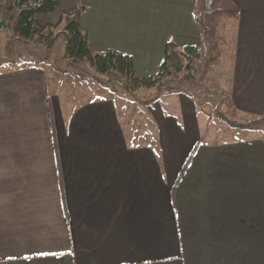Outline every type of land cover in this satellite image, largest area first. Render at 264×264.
Segmentation results:
<instances>
[{
    "label": "crops",
    "instance_id": "obj_1",
    "mask_svg": "<svg viewBox=\"0 0 264 264\" xmlns=\"http://www.w3.org/2000/svg\"><path fill=\"white\" fill-rule=\"evenodd\" d=\"M232 1L239 17L219 28L232 76L210 87L251 123L264 117V0ZM80 6L91 50L131 56L138 78L157 74L170 42L201 45L196 0H62L37 22ZM57 32L0 71V264H264V138L217 140L184 88L145 107L155 139L151 124L130 135L109 89L55 70L70 61Z\"/></svg>",
    "mask_w": 264,
    "mask_h": 264
},
{
    "label": "trees",
    "instance_id": "obj_2",
    "mask_svg": "<svg viewBox=\"0 0 264 264\" xmlns=\"http://www.w3.org/2000/svg\"><path fill=\"white\" fill-rule=\"evenodd\" d=\"M61 2L62 0H0V31L8 28L23 40L52 47L59 35L57 30L63 25L66 59L87 62L99 74L115 71L123 76L127 87L132 90L141 87H159L166 77L175 80L194 79L193 71L197 60L201 61L200 80H204L222 56L219 39L221 20L224 18L237 20L240 14L238 6L232 0H196L194 21L200 30L201 45L179 48L170 42L157 74L149 78H138L131 56L114 50L97 53L91 50L88 35L80 27L81 16L86 10L84 6H80L74 12L65 13L57 25L40 26L37 18L55 12ZM40 63L42 62H34L36 66ZM16 65L17 63L13 64V66ZM55 70L62 72L57 68ZM172 92L179 93L182 90ZM224 95L223 104L226 109L234 110L230 96ZM214 117L235 130L264 131V117H259L251 123L235 121L221 111H216Z\"/></svg>",
    "mask_w": 264,
    "mask_h": 264
},
{
    "label": "rangeland",
    "instance_id": "obj_3",
    "mask_svg": "<svg viewBox=\"0 0 264 264\" xmlns=\"http://www.w3.org/2000/svg\"><path fill=\"white\" fill-rule=\"evenodd\" d=\"M26 45L27 43H25V40L17 37L10 29L3 28L0 31V71H5L14 67L13 64H16V61L21 59L23 53H26V50L28 49L26 48ZM55 51V55L57 57L53 60V63L59 67H63L61 66L63 62L59 59V55L60 53H64V44H62V46L58 45ZM8 59H15V61L10 62L7 61ZM223 62L224 61L217 62V66L211 69L206 77L207 81L203 84L200 83L201 80L199 77L201 61L197 60L193 71V74L195 75L194 79L175 80L171 77H166L162 80V84L159 87H141L137 90L128 88L125 79L119 73L111 71L106 75H101L97 73L96 70L87 62H75L70 60L68 66L64 65V67H68L69 71L63 73L74 74L78 76L80 80L87 81L88 84L92 83L94 86H104V88L109 89L116 99L119 100L120 106L129 110L127 111L128 115H126V123L128 125L127 130L130 132V135H132V132L135 134L140 133L142 130L141 126H143V124L147 126L151 124L148 133H150L152 139H155L154 121L152 120V117L148 115V110L145 107L151 105L155 101V97L159 94L170 91L172 92L173 90H182L184 88L196 94L197 97H199L202 107L213 116V119H215L216 123H214L212 128L213 130H211V132L212 135L217 133L219 134V136L214 135L217 140H226L236 134H247L248 137L261 136L264 138V134L255 135L249 133H238V130L228 127L227 125L217 121L214 117V113L216 111H221L235 121L248 123V118L240 115L234 117L227 109H222L218 98V92L212 90L210 87L212 82L211 78H229L232 76V68L227 69L223 66ZM53 80L54 78H50V82H53ZM186 81H188V83H184ZM224 94L225 93H223V96H225ZM173 98L175 99V97ZM160 106L162 107L163 103H161Z\"/></svg>",
    "mask_w": 264,
    "mask_h": 264
}]
</instances>
